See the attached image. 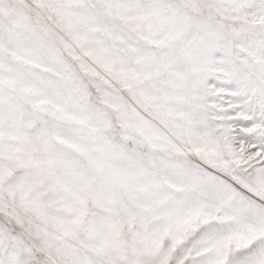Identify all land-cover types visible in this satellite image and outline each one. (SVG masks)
Segmentation results:
<instances>
[{
	"label": "snow or ice",
	"instance_id": "obj_1",
	"mask_svg": "<svg viewBox=\"0 0 264 264\" xmlns=\"http://www.w3.org/2000/svg\"><path fill=\"white\" fill-rule=\"evenodd\" d=\"M0 264H264V0H0Z\"/></svg>",
	"mask_w": 264,
	"mask_h": 264
}]
</instances>
